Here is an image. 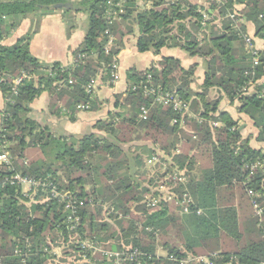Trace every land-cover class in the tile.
Masks as SVG:
<instances>
[{
	"label": "trees",
	"instance_id": "1",
	"mask_svg": "<svg viewBox=\"0 0 264 264\" xmlns=\"http://www.w3.org/2000/svg\"><path fill=\"white\" fill-rule=\"evenodd\" d=\"M142 2H151V7L142 8ZM63 3L67 1L0 0V86L5 99L11 100L3 112L0 146L8 144L15 168L0 166V264H68L65 259L52 262V244L58 243L55 235L63 237L68 250L77 251L71 242L94 237L112 250L140 249L154 257L150 264H178L169 257L189 255L206 256L211 264H264V214L258 217L253 203L264 208V151L251 145L252 137L244 136L241 119L220 110L224 98L231 104L239 101V113L253 122L259 131L257 141L264 143V53H259L256 67L249 53L240 57L232 43L246 44L227 18L232 10H239L264 40V19H260L264 0H224L223 4L209 2L207 7L190 0H81L72 10L58 9ZM120 6L123 13L111 24L109 14L120 13ZM58 11L88 16L84 41L73 53L77 65L69 71L61 63L43 64L30 52L42 20ZM203 12L213 20L204 23ZM27 19L35 29L12 46L2 45ZM217 20L220 23H214ZM132 26L139 28L141 54L160 55L163 48H180L190 57L206 59L201 91L192 87L198 65L185 69L179 59L168 57L158 67L127 72V90L116 96L119 111L97 124L98 133L58 136L32 117V104L44 93L56 104L67 98L64 106L73 123L79 105L91 103L82 112L100 111L103 103L98 97L90 99L85 87L95 78L113 85V59L124 49V38L134 34ZM75 29L76 23L70 21L69 33ZM107 30L115 36L108 54ZM243 30L247 32L246 25ZM23 76L13 98V81ZM148 82L165 92L176 91L190 104V112L156 103L155 96L145 95ZM212 89L219 90L217 99L210 97ZM144 107L149 110L147 120L140 118ZM214 122L221 126L213 127ZM157 150L168 154L174 167L189 172L187 188L194 199L189 215L165 202L155 210L147 207L146 196L158 180L150 176L146 162ZM16 174L48 180L73 198L93 200L97 206L88 205L79 230L69 232L67 213L58 199L41 191L25 194L20 185L8 182ZM249 190L259 197L251 198ZM177 193L183 194L184 187ZM104 204L129 218L112 214L100 219ZM158 239H163L167 250L159 259ZM224 242H231L232 249Z\"/></svg>",
	"mask_w": 264,
	"mask_h": 264
},
{
	"label": "built area",
	"instance_id": "2",
	"mask_svg": "<svg viewBox=\"0 0 264 264\" xmlns=\"http://www.w3.org/2000/svg\"><path fill=\"white\" fill-rule=\"evenodd\" d=\"M209 1L216 2L218 4H223L224 2V0ZM120 8V13H115L113 16L112 14H109V20L111 24L119 18V15L123 13L121 6ZM239 12V10H232L227 15V18L233 22V31H235L238 37L245 42L248 53L252 56L253 66L256 67L260 64V52L256 48L254 39L243 30V25H246V19ZM203 17L204 23H207L211 20L210 16L206 12H203ZM260 19H264V15H261ZM105 34L109 39V44L107 46L108 54L114 45L115 37L110 30H107ZM82 58L85 57L83 56L81 59ZM75 65H77L76 60L70 64L64 65L63 67L65 70L69 71V69H74ZM111 67V82L113 85H117L122 80L121 66L118 56L114 57ZM23 79H25V76L13 81L11 87V94L13 98L18 95L19 87L22 84ZM73 84L74 81L70 79L69 85L72 86ZM148 84L150 83L148 82ZM100 86V78L90 80L85 87L86 95L90 99H95ZM144 89L145 95L155 96L156 103L164 106H171L179 113L190 112V104L184 102L176 91L172 93L165 92L161 88H154L151 84L145 86ZM134 90H137V87H134ZM10 102V99L6 100V104ZM90 104L91 103L79 105L77 109L80 112L88 111L90 109ZM148 117L149 110L145 107L142 108L140 118L142 120H147ZM175 123H177V121H175ZM212 126L217 128L220 127L221 124L214 122ZM8 148L9 146L6 142L0 146V166H6L10 170L15 171L14 157ZM179 153L180 152L177 151L173 154L177 155ZM257 165L259 166L260 164L257 163L254 165L252 170H255ZM146 166L150 172V176L153 177V180H158V185L152 188L151 195L146 196V204L148 209L155 210L162 202H165L168 205L178 207L182 214L189 215L191 213L192 206L194 205V199L189 194L187 188L189 184L188 170H180L178 167H174L175 165L172 161V158L161 150H157L152 158L147 160ZM8 182L11 184L20 185L23 188L24 193L27 195L31 193L37 194L39 191H41L50 193L53 198L58 199L59 203L63 205L64 212L67 213L66 225L69 232L76 233L79 230L82 223L83 211L88 205L93 206V208L97 206L93 200H90L89 203H86V201L73 198L71 193L60 191L54 183L48 180H35L16 174L11 179H9ZM25 186L28 188L27 190L24 189ZM180 187H184V193L181 195L177 193ZM248 194L251 198L259 197L253 190H249ZM253 203L256 215L261 217L264 214V208H262L261 205L256 201H253ZM102 208L108 215H119V213L115 211V208L110 205L104 204L102 205ZM200 214H202V211H198V215ZM71 243L77 246V252L79 253L77 264H150V262L154 259V257L149 256L140 249L124 248L121 251L112 250L108 248V244L106 245L101 243L96 237L87 239L79 238L77 239V242ZM16 254L22 256V251L17 249ZM156 254L158 259L162 257L161 255H158V251ZM169 260L178 264H211L210 259L206 256L196 257L189 255L187 258L182 259L171 256L169 257ZM23 264H26V262L23 261Z\"/></svg>",
	"mask_w": 264,
	"mask_h": 264
},
{
	"label": "crops",
	"instance_id": "3",
	"mask_svg": "<svg viewBox=\"0 0 264 264\" xmlns=\"http://www.w3.org/2000/svg\"><path fill=\"white\" fill-rule=\"evenodd\" d=\"M66 1L67 3L74 4L81 0ZM190 1L194 2V0ZM195 1L201 6H208V2H204V4L202 3L204 0ZM141 6L144 8L145 5H142L141 3ZM210 18V21H212L213 18ZM70 21H74L76 23V29L71 33H69ZM214 23H220V21L217 20ZM246 26L247 34L254 39L257 50L260 53H264V40L257 37L255 25L246 21ZM87 27L88 16L86 14L72 13L65 16L62 11H58L57 13L47 16L42 20L39 25L38 32L33 36L30 52L43 64H70L75 60L73 53L84 41ZM132 27L134 34L127 35L124 38L125 46L119 55L122 76L121 82L117 85H111V83L101 81V86L99 87L97 93L98 99L103 103L100 111L78 112L74 114L77 122L73 123L70 121V111H67V108L64 106V102L67 98L58 101L56 104L48 93H44L32 104V117L41 125L50 127L52 132L62 133L61 135L66 134L80 136L91 132L98 133L96 130L97 124L100 121L107 120L110 113L119 111L116 107V96L123 95L127 90V72L133 68L138 71H145L153 65L158 67L162 59L168 57L179 59L185 69H189L193 65H198L195 73V82L192 87L196 92L201 91L207 71L206 59L200 57H190L180 48H163L160 55H156L152 51L141 54L137 50V41L140 36L139 28L137 26ZM33 29H35V24L31 19H27L16 31L11 34V36L1 42V44L5 46H12L16 44L20 38L33 31ZM246 51L248 54L247 47ZM127 55H129V57ZM253 88L254 87H252L251 90H253ZM214 90L215 89H212L210 91V96ZM6 105V99L0 86V126L2 124L3 112ZM239 107V101H236L235 104H231L226 98H224L221 102L220 110L228 112L235 120L241 119V130L244 131V136L252 137L251 145L256 149H263L264 151V143H259L257 141L259 131L254 127L253 122L247 116L239 113ZM57 108L60 109L59 111H62L59 116L57 115V112H59L56 111Z\"/></svg>",
	"mask_w": 264,
	"mask_h": 264
},
{
	"label": "rangeland",
	"instance_id": "4",
	"mask_svg": "<svg viewBox=\"0 0 264 264\" xmlns=\"http://www.w3.org/2000/svg\"><path fill=\"white\" fill-rule=\"evenodd\" d=\"M4 1H8V0H4ZM194 2L196 3L195 0H194ZM204 2H206V3L208 2L209 3L210 1L209 0L202 1L203 4H204ZM142 5H145L146 8H149V7H151V2H149L147 4L142 2ZM232 46H233V48L235 50H237V53H238V55L240 57H244L247 54L246 47L242 44L241 41L233 42ZM127 56L129 57V55H127ZM218 96H219V91L217 89H215L210 97L212 99H217ZM56 134L59 136L62 133L58 132ZM63 135H66V134H63ZM125 148H126L127 151L130 150V146H127ZM132 150H134V149H132ZM131 154H135V152L131 151ZM148 177H149V174H147V178ZM137 181H138V179H137ZM139 183H141V182H139ZM141 185H143V184H141ZM24 189L27 190L28 188L25 186ZM100 213H101V218L100 219H105V218H110L111 217L108 214H106L104 212V210H102ZM118 213H119V215H118L119 219H127V218H129V217H125V215L122 212H118ZM109 233L108 234L106 233V234L109 235ZM55 237L58 239V243L57 244H52V250L51 251H52L53 255H55L54 261L52 260V262L53 263H59L60 261H64V259H65V260H67L68 264H77V259L79 257V253L77 251H75V250H70V249L68 250L67 244L63 243V242H65V240L63 239L62 236L61 237H57L55 235ZM52 239H53V237L49 236V240H52ZM75 242H77V240ZM113 243H115V242L111 241V245H113ZM70 245H75V244L71 243ZM224 245L227 248L232 249V243L231 242H228V243L224 242ZM157 251H158V255H161V256H165L167 254V250H166V248L164 246L163 239H158V241H157ZM17 256L22 258V256H19V255H17Z\"/></svg>",
	"mask_w": 264,
	"mask_h": 264
},
{
	"label": "water",
	"instance_id": "5",
	"mask_svg": "<svg viewBox=\"0 0 264 264\" xmlns=\"http://www.w3.org/2000/svg\"><path fill=\"white\" fill-rule=\"evenodd\" d=\"M57 8L60 10H62V9L72 10L73 4L72 3H63V4L57 5Z\"/></svg>",
	"mask_w": 264,
	"mask_h": 264
}]
</instances>
